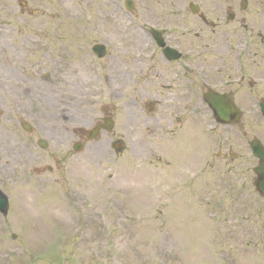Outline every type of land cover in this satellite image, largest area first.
I'll return each mask as SVG.
<instances>
[{"label":"flooded vegetation","instance_id":"af4514ba","mask_svg":"<svg viewBox=\"0 0 264 264\" xmlns=\"http://www.w3.org/2000/svg\"><path fill=\"white\" fill-rule=\"evenodd\" d=\"M82 2L77 111L59 80L49 85L53 92L45 87L49 74H39L65 66L63 56L51 57L65 35L61 0H0V69L9 75L0 74V183L24 165L65 162L74 143L84 148L96 139L105 151H140L146 163H176L174 153L194 144L205 155L188 163H245L242 138L257 133L264 99V0ZM35 55L43 59L35 63ZM88 99L94 105L82 110ZM212 101L241 113L219 115Z\"/></svg>","mask_w":264,"mask_h":264},{"label":"rangeland","instance_id":"374dc122","mask_svg":"<svg viewBox=\"0 0 264 264\" xmlns=\"http://www.w3.org/2000/svg\"><path fill=\"white\" fill-rule=\"evenodd\" d=\"M60 8L68 69L52 74L67 105L78 111L76 2L61 0ZM80 22L78 16V30ZM56 45L52 58L62 57ZM0 74L9 76L2 69ZM92 105L88 99L80 106ZM259 139L264 142L263 135ZM96 142L68 159L62 174L36 173L24 165V173L0 183L9 196L7 217L0 216V264H264V200L252 187L251 172L234 175L241 181L230 179L221 196L217 190L211 194L210 177L191 184L181 179L183 163H141L140 151L116 154Z\"/></svg>","mask_w":264,"mask_h":264},{"label":"water","instance_id":"95a60500","mask_svg":"<svg viewBox=\"0 0 264 264\" xmlns=\"http://www.w3.org/2000/svg\"><path fill=\"white\" fill-rule=\"evenodd\" d=\"M263 115H264V109H263ZM252 149L255 155L259 159V165L254 170L257 176L254 182V186L256 191L259 193V195L264 197V151L259 146H252ZM6 209H7L6 199L4 198L3 195L0 194V212L5 214Z\"/></svg>","mask_w":264,"mask_h":264}]
</instances>
